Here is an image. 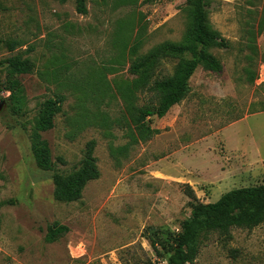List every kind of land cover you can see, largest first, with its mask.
I'll use <instances>...</instances> for the list:
<instances>
[{"label":"rangeland","instance_id":"374dc122","mask_svg":"<svg viewBox=\"0 0 264 264\" xmlns=\"http://www.w3.org/2000/svg\"><path fill=\"white\" fill-rule=\"evenodd\" d=\"M186 1L86 0L82 16L74 0H0V264H166L148 229L177 234L193 205L264 183V0H205L229 45L210 50L222 72L197 68L180 104L140 118L158 106L153 83L189 56L131 68L181 42ZM17 55L34 65L18 77L21 112L4 65ZM58 96L62 111L41 135L54 164L46 172L31 137L41 105ZM90 141L99 178L79 201L57 202L53 174L79 168ZM53 225L67 232L47 243ZM231 235L209 236L193 264H264V224Z\"/></svg>","mask_w":264,"mask_h":264},{"label":"trees","instance_id":"16d2710c","mask_svg":"<svg viewBox=\"0 0 264 264\" xmlns=\"http://www.w3.org/2000/svg\"><path fill=\"white\" fill-rule=\"evenodd\" d=\"M66 1L60 0L61 3ZM74 4L78 15L87 14L86 0H74ZM186 5L188 26L181 42L160 45L150 62H142L131 68L133 74L145 73L160 59L189 56V59H182L177 63L171 77L153 83L152 91L159 96L158 106L152 110L139 111L142 119L152 116L161 119L171 108L180 104L190 93L188 83L197 68L200 67L213 74L222 72L221 63L210 53V50H225L229 45L210 27L206 15V1L187 0ZM7 46L10 51L14 50L13 45L7 44ZM1 65L3 63H0ZM4 65L7 75L6 91L10 93L15 112H21L25 95L18 77L31 74L34 65L19 55L7 59ZM63 102L64 98L61 96L46 100L41 105L34 123L31 151L37 167L42 171H54L48 144L41 135L53 128L54 119L61 113ZM94 149L95 142H88L79 168L66 175L53 174V195L57 202L69 204L79 201L86 185L99 178ZM189 196L192 197V193H189ZM262 224H264V183L256 187L230 191L213 204L197 203L192 206L190 217L182 223L177 234L148 229V240L153 248L156 249L157 246L165 252L166 264H193L200 245L203 241H207L209 236L215 235L219 240L229 242L232 240V230H252ZM65 232H67L65 227L58 225L48 227L46 242L54 243ZM232 254L233 257L236 256L235 251Z\"/></svg>","mask_w":264,"mask_h":264}]
</instances>
